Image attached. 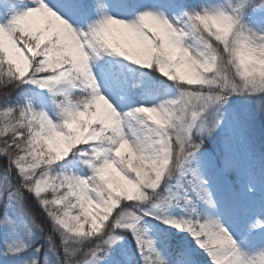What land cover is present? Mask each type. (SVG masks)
Instances as JSON below:
<instances>
[{
  "label": "snow or ice",
  "instance_id": "snow-or-ice-1",
  "mask_svg": "<svg viewBox=\"0 0 264 264\" xmlns=\"http://www.w3.org/2000/svg\"><path fill=\"white\" fill-rule=\"evenodd\" d=\"M0 264H264V0H0Z\"/></svg>",
  "mask_w": 264,
  "mask_h": 264
}]
</instances>
